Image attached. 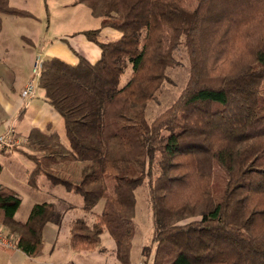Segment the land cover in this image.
I'll list each match as a JSON object with an SVG mask.
<instances>
[{"label": "trees", "instance_id": "obj_1", "mask_svg": "<svg viewBox=\"0 0 264 264\" xmlns=\"http://www.w3.org/2000/svg\"><path fill=\"white\" fill-rule=\"evenodd\" d=\"M79 3L100 18L99 27L81 31L99 47V58L78 55L75 65L43 59L37 82L62 119L68 145L49 124L32 128L10 150L33 163L31 188L43 174L79 194L85 211L102 200L91 225L82 217L70 221V248H97L105 229L116 258L129 264L134 191L146 183L152 234L141 248L145 262L264 264V0L73 2ZM3 14L34 17L0 0V29ZM103 27L119 37L101 41ZM179 46L188 78L149 121L146 105L176 64ZM62 160L82 163L78 181L53 169ZM19 205L16 192L0 185V223L18 249L35 256L45 225L61 224L65 207L34 203L20 221Z\"/></svg>", "mask_w": 264, "mask_h": 264}, {"label": "rangeland", "instance_id": "obj_2", "mask_svg": "<svg viewBox=\"0 0 264 264\" xmlns=\"http://www.w3.org/2000/svg\"><path fill=\"white\" fill-rule=\"evenodd\" d=\"M8 2L11 6L30 11L34 17L2 15L0 58L4 57V63L2 62L4 65L0 64V74L4 79L3 82L16 81L26 74H28L29 79L35 60L34 52L43 53L44 46H50L57 41H68L72 48L83 55L82 52L85 50L81 46V41H85V38L81 31L99 26V18L92 16L88 7L84 4L73 5V0H8ZM29 38L33 44L30 43ZM92 46L97 47L94 44ZM5 48H7L8 53L3 55ZM173 56L176 64L166 69L167 79L156 91L155 98L146 105L145 116L149 121L169 106L184 87L188 78V58L183 46H179L174 51ZM50 57L52 56L43 54L45 59ZM39 58L41 59L40 56ZM129 73L130 67L128 66L122 76V81ZM35 93L33 100L38 104L40 101L38 88H36ZM57 130L61 141L67 146L62 120ZM24 141L20 140V143ZM2 153L4 152L0 153V164L3 165L0 182L12 186L20 198V205L15 215L17 219H26L34 203L52 202L56 210L59 211L61 207H64L63 202L66 200L73 206V209L66 213V218L82 217L88 225L96 220V215L102 208V200L91 211H85L82 208L83 201L79 194L67 191L62 185L52 184L43 174L37 175V186L31 188L27 179L33 163L17 151L9 154ZM81 167V162L62 160L59 164L54 165L53 169L57 173L60 172V175L64 174L74 181L75 177L79 176L78 170ZM134 194L136 199L135 233L131 241L129 264H137L139 261L151 264V259L145 262L141 257V248L150 242L152 234L151 211L146 183L138 186ZM98 247H104L101 252H104L106 247L115 250V242L105 229L104 233L101 234V242ZM98 247L89 250H97Z\"/></svg>", "mask_w": 264, "mask_h": 264}, {"label": "crops", "instance_id": "obj_3", "mask_svg": "<svg viewBox=\"0 0 264 264\" xmlns=\"http://www.w3.org/2000/svg\"><path fill=\"white\" fill-rule=\"evenodd\" d=\"M119 35V31L111 27H103L100 32V36H102V38H99L101 41H106L109 39H116L119 37ZM28 40H30V43L33 44V41L30 38ZM93 44L96 45L86 38L85 41H81V46L85 50L82 52V55L72 48L68 41H57L50 46H44L43 53L40 51L34 52V59L36 56H40L43 60L45 59L43 58V54L46 53L72 65H75L78 62V55L84 56L89 61H95L100 56V49L97 45V47H93ZM6 53H8L7 48L4 49L3 55H6ZM3 58L4 57L0 58V64L4 63ZM27 79L28 74L21 76V78H18L16 81L12 80L11 82L9 80L8 82H3L4 79L0 74V134L5 132L6 129L11 126L21 141L26 139L30 130L34 127L45 130L47 125L50 124L55 130H57V127L61 124L62 120L58 113L45 101L44 92L42 89L37 87L39 90L38 98L40 100L38 104H36L35 100H33L34 96L29 99H23L21 97L20 93L26 84ZM9 153L11 152L2 154ZM72 162L77 163V161ZM80 169L81 168L78 170L79 176H76L74 181H78L80 179ZM61 176L69 178L64 174H61ZM0 185L10 187L15 191V189L8 184H3L0 182ZM63 203L70 204L66 200H64ZM64 207L65 208H62L64 209V214L61 224L57 225L53 222H48L45 225L43 229V246L37 255L29 256L17 247L7 248L0 246V264H121L116 258L115 251L112 250V248L106 247L105 251L107 252H100L98 250H72L69 245V224L72 219L66 218V213L73 209V206L69 208H66V206ZM17 220L23 221L21 219ZM1 225L2 224L0 223V226Z\"/></svg>", "mask_w": 264, "mask_h": 264}, {"label": "built area", "instance_id": "obj_4", "mask_svg": "<svg viewBox=\"0 0 264 264\" xmlns=\"http://www.w3.org/2000/svg\"><path fill=\"white\" fill-rule=\"evenodd\" d=\"M42 59L35 58L32 67L31 75L21 90V97L23 99H29L34 96L37 88V82L40 75ZM20 144V139L15 134L13 127L9 126L5 132L0 134V152H9L13 146ZM0 246L7 248L16 247L15 238L9 233V231L3 226H0ZM137 264H143L139 261Z\"/></svg>", "mask_w": 264, "mask_h": 264}]
</instances>
